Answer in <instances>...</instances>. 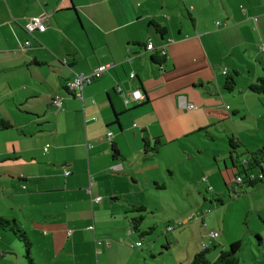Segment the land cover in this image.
<instances>
[{
	"label": "crops",
	"instance_id": "0c3cea01",
	"mask_svg": "<svg viewBox=\"0 0 264 264\" xmlns=\"http://www.w3.org/2000/svg\"><path fill=\"white\" fill-rule=\"evenodd\" d=\"M228 1L0 0V119L13 126L0 131V217L17 220L27 232L35 264L37 259L55 264L51 249L60 237L67 239V257L83 260L94 255L93 240L128 249L118 240L133 238L135 207L146 208L141 231L153 229V235L155 228L145 226L155 222L149 217L159 216L167 178L178 170L188 178L202 170L204 194L213 199L221 193L217 160L209 170L206 163L198 162L195 172L185 165L204 152L198 141H216L214 129L225 123L207 113H239L227 109L230 93L224 84L230 74L249 75L239 92L244 117L249 100L256 106L254 116L264 115V96L250 91L264 77V0H237L240 11L228 10ZM41 15L47 16V31L29 34V21ZM153 24L164 27L167 36ZM27 42L31 46L23 52ZM149 42L153 51L147 50ZM156 52L165 56L163 65L153 63ZM101 66H110L102 78L76 94L66 91L68 81ZM136 89L143 102L126 105L125 96ZM56 95L62 98L60 110L53 106ZM145 139L151 148L159 140V153L152 154ZM114 148L121 156L117 160ZM205 150L224 157L220 174L227 188L236 173L233 163L228 165L229 150L214 144ZM207 210L202 223L218 225L217 213ZM218 230L213 228L201 246H209L212 262L233 244L220 234L211 238ZM3 250L1 259L13 255Z\"/></svg>",
	"mask_w": 264,
	"mask_h": 264
},
{
	"label": "rangeland",
	"instance_id": "374dc122",
	"mask_svg": "<svg viewBox=\"0 0 264 264\" xmlns=\"http://www.w3.org/2000/svg\"><path fill=\"white\" fill-rule=\"evenodd\" d=\"M240 7L241 2L237 0H229L226 3V8L230 11H240ZM217 21H219L218 23L220 25L224 23V19L222 18H219ZM245 66L247 68L245 70L247 71L249 66L251 67L249 64ZM242 76L243 79L241 75L238 78L236 77L238 85L235 93L236 99H234V95L230 93V101L227 103L229 108L233 107V111L235 110L239 113L228 122L220 124L217 130L214 129L216 141L209 142L202 135L204 139L198 141V144L204 152L201 155L197 154L196 158L192 156L190 160L188 159L189 165H185L188 168L199 169L198 162L201 164L206 163L208 165H205V170H209L211 168L210 164H213L214 160L219 162L218 167H214L218 172L217 181L222 185V194L218 193L217 195L221 196L223 199V205L214 202L208 194H204V186L200 183L203 177L202 170H200L198 174H193L191 178H188L178 170L174 178L170 179L169 177L171 176L167 178L169 189L164 190L162 193L165 197L163 198L162 207L158 209L159 216L155 215L154 217H149L150 221L154 220L155 222L151 224L152 226H145L146 229H149V227L155 228L153 235L151 234L145 238H141L139 234L135 233L130 240L127 238L118 240V242L127 246L129 250L126 248L119 249L113 242L111 243L114 247L110 249L113 245L110 246L109 241H102L101 239L102 242L98 240V242H100V244H98L93 240L95 253L91 258H86L85 260L77 255H70V257H67L69 253L66 249L67 239L63 240V237H60L51 249L52 257L55 258L53 263L191 264L197 252L203 250L201 247L202 242L207 239L213 228H217L219 229L218 233L224 241H232V243L241 242L242 248L239 254V264H264V241L261 243L258 238L259 235L264 239V186H260L240 198L233 199L220 174V169H225L224 157L213 158L214 152H212V150H205L211 144H214V147H218L224 151L227 150V152L229 150V152H231L229 139L232 137L238 138L241 144L250 151H257L264 148V115L262 118L254 116L253 113L255 112L256 106L255 103L250 100H247L248 104L246 106V111H248L249 114L247 113L244 117V113H241V105L239 106V103L241 104V96L239 92L241 91V87L244 86L245 79L249 78V75L245 73ZM262 103L264 104V102ZM224 108L226 109V107ZM194 139L197 140L199 137H194ZM238 152L242 155L244 149H239ZM227 161L228 165L231 166L232 161L230 157L227 158ZM209 208L217 213L218 225L215 220L207 224L202 223L203 214L209 212V210H207ZM260 210L262 214H260ZM151 212L152 211L149 213L151 214ZM101 218L108 220L105 214H103ZM169 226L174 227L172 233H167ZM223 230L225 234H223ZM0 234L4 237L0 238V248L2 246L3 249H5L3 252L7 250L14 251L13 255L11 254L1 259L0 264H28L24 259V246L18 242L12 234L2 232H0ZM82 237L87 236L82 235ZM173 237H175L176 240L172 239ZM137 243H142L143 246L135 248L134 245ZM108 246H110V248ZM88 247L90 246H87V250L89 251ZM229 247H227V249ZM98 248L101 251L98 252ZM17 253H21L20 261L17 259ZM211 253H209V259L212 258ZM37 263L41 264L38 259Z\"/></svg>",
	"mask_w": 264,
	"mask_h": 264
},
{
	"label": "trees",
	"instance_id": "16d2710c",
	"mask_svg": "<svg viewBox=\"0 0 264 264\" xmlns=\"http://www.w3.org/2000/svg\"><path fill=\"white\" fill-rule=\"evenodd\" d=\"M157 33L162 37L165 38L167 36V30L164 27H161L158 24H153ZM154 46V45H153ZM153 63L157 65H163L165 63V56L161 53L156 52V54L152 57ZM239 75L238 72H233L230 74L224 84V88L227 92L233 93L237 88V79L236 77ZM88 86V85H87ZM67 91V90H66ZM250 91L258 96H264V77L259 78L251 87ZM76 94V93H73ZM237 113L234 112H227V111H211L207 113V117L213 118L219 122H226L230 120L233 116H236ZM13 128L10 121L5 119H0V131H7ZM145 146L146 148L150 149L149 151L152 154L159 153V150L162 147V144L159 140L155 142L154 148L150 147V142L148 139H145ZM229 145L231 147L230 152V159L233 163V167L236 170L234 175V181L230 182L227 186L228 192L230 196L235 198H240L243 195L249 194L250 191H254L260 186H264V148L257 150V151H250L249 149L245 148L240 140L236 137H232L229 139ZM244 149V153L241 155L238 150ZM114 157L115 160L119 159L121 156L114 148ZM257 172V178L254 181H249V174ZM262 176V179L259 177ZM241 177L243 182L238 183L237 178ZM217 197V198H216ZM214 202H218L221 205L224 204L223 199L221 196L216 195L213 197ZM146 212L145 207L134 208L133 213H138L139 215L136 216L131 220V226L135 233L139 234L141 238H145L148 235L152 234L153 229H150L146 232L141 231V227L145 220L144 214ZM0 231L4 233L12 234L15 239L20 242L25 249L24 259L28 264H35L33 258V242L32 239L29 237L27 232L23 229L21 224L13 219V218H4L0 217ZM260 239V238H259ZM242 244L241 242H235L230 245V247L223 251L219 257L215 261H211L209 259V249H204L200 253H197L191 264H239L240 258L239 254L241 252ZM5 255V254H4ZM7 255V254H6ZM2 256L0 257V259Z\"/></svg>",
	"mask_w": 264,
	"mask_h": 264
},
{
	"label": "built area",
	"instance_id": "2783aa9c",
	"mask_svg": "<svg viewBox=\"0 0 264 264\" xmlns=\"http://www.w3.org/2000/svg\"><path fill=\"white\" fill-rule=\"evenodd\" d=\"M46 20H47V16L46 15H41L38 17H34L32 18L28 25L26 26V30L29 34H34L36 32L39 33H45L47 31V25H46ZM255 21H257V19L255 18ZM219 24V23H218ZM31 46L30 42H27L25 45L22 46L21 50L23 52H26L28 50V48ZM155 49V47L153 46L152 42H149L148 46H147V50L148 51H153ZM261 49L264 51V42L261 44ZM165 54V53H164ZM110 66H101L99 67L92 75L90 76H86V75H78L75 78H73L71 81H68L65 85V89L70 92V93H76L81 91L85 86L92 84L93 82H95L96 80L100 79L103 77V75L105 74V72L108 70ZM227 72H224V75H226ZM135 74H132L130 76V78L133 80L135 79ZM118 92L121 91L120 88L117 89ZM144 100V95L142 90L140 89H136L134 90L132 93H130L129 95L125 96V104L128 105L131 102H143ZM53 106L55 109L60 110L63 107V102H62V98L59 95H56V97L53 98ZM187 109L193 110L195 109V107L193 105H189ZM227 109L229 110V107H227ZM108 138L110 141H112L113 139V133L108 132ZM49 147V146H48ZM71 173L69 171L65 172L66 176H69ZM257 178V172H253L249 174V181H254ZM263 177L260 176L259 179H262ZM237 182L241 183L243 182V179L241 177L237 178ZM101 199H97L96 202H100ZM89 230L93 231L94 227H90ZM174 230V227L169 226L167 231L168 232H172ZM71 232H69V236H71ZM211 238L213 239H218L219 238V233L218 232H213L211 234ZM98 244H100V242H98ZM136 248H140L142 247V243H137L135 245ZM204 249H208L209 246L204 245L203 246Z\"/></svg>",
	"mask_w": 264,
	"mask_h": 264
}]
</instances>
